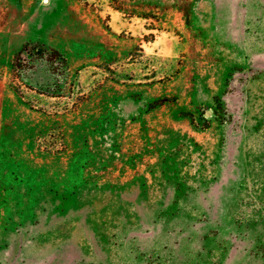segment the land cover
Masks as SVG:
<instances>
[{"label": "rangeland", "instance_id": "rangeland-1", "mask_svg": "<svg viewBox=\"0 0 264 264\" xmlns=\"http://www.w3.org/2000/svg\"><path fill=\"white\" fill-rule=\"evenodd\" d=\"M0 264H264V0H0Z\"/></svg>", "mask_w": 264, "mask_h": 264}]
</instances>
